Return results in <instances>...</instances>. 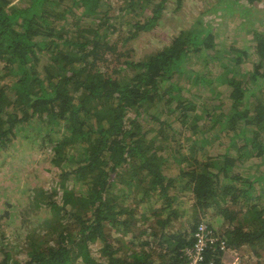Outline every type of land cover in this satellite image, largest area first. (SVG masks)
<instances>
[{
  "label": "trees",
  "instance_id": "obj_1",
  "mask_svg": "<svg viewBox=\"0 0 264 264\" xmlns=\"http://www.w3.org/2000/svg\"><path fill=\"white\" fill-rule=\"evenodd\" d=\"M166 1L121 0L114 19L109 0H0V151L43 123L61 175L33 197L46 214L22 235L25 259L2 234L0 264H178L200 223L260 255L264 172L244 165L264 167V32L239 46L197 19L141 58L121 51L117 20L135 38ZM257 1H228L236 30Z\"/></svg>",
  "mask_w": 264,
  "mask_h": 264
},
{
  "label": "rangeland",
  "instance_id": "obj_2",
  "mask_svg": "<svg viewBox=\"0 0 264 264\" xmlns=\"http://www.w3.org/2000/svg\"><path fill=\"white\" fill-rule=\"evenodd\" d=\"M16 1L14 0V2ZM109 1L113 6L111 14L115 19L121 13L118 11L121 0ZM228 1L232 0H167L161 18L152 29L141 32L135 38L125 39V37H129L127 27L123 23L124 19H128L125 16L123 19L117 20L118 30L114 38L119 49L126 51V55L130 54L141 58L145 52L168 44L170 39L181 29L188 28L190 24L200 19L203 23L209 22L215 27L219 24L221 39L234 40V43L239 46L244 43L250 46L252 32L250 34L246 31L253 29L264 32V0H259L251 5L255 20L246 24L244 30L235 29L238 25L237 17L239 16L237 15L239 13L234 12L232 15H227L226 4L229 3ZM128 15L129 18L132 17V14ZM143 18L144 16L141 15L140 20ZM2 83L4 81L0 80V84ZM23 133L17 135L18 137L9 144L6 151H0V223L3 225L0 228V238L2 234L7 237L4 241L9 240L8 245H10L13 256H17L22 261L25 259V254L20 249L24 244L22 235L26 230L29 231L36 226L39 223L38 219L46 214L45 210L34 207L33 197L37 192L45 196L58 185L61 179L60 169L51 163V144L48 140L43 139L49 137L46 136L44 124L31 122ZM178 138L180 139L181 136ZM181 142L183 146L186 145V141L182 138ZM257 165L258 159L251 158L246 161L244 167L249 173L246 175H262L264 167ZM248 166H253V169L249 171ZM174 170L175 168L170 167L168 173H175ZM259 182L264 183L261 180ZM260 186L259 183H255L256 188H260ZM59 195V192L55 193L52 198L58 201ZM6 212L7 215H10L9 217L6 216ZM14 214L17 216V220L11 221ZM207 214L204 221L212 225L216 231L219 230V233L223 231L217 218H213L211 212ZM256 248L260 251V255H256L248 245H243L238 249L228 247L225 251V264H264V247L257 246ZM94 256H98L97 252Z\"/></svg>",
  "mask_w": 264,
  "mask_h": 264
},
{
  "label": "built area",
  "instance_id": "obj_3",
  "mask_svg": "<svg viewBox=\"0 0 264 264\" xmlns=\"http://www.w3.org/2000/svg\"><path fill=\"white\" fill-rule=\"evenodd\" d=\"M194 243L183 250V257L178 264H214L212 260L205 261L207 249L226 251L222 240L205 223H200L193 233Z\"/></svg>",
  "mask_w": 264,
  "mask_h": 264
}]
</instances>
